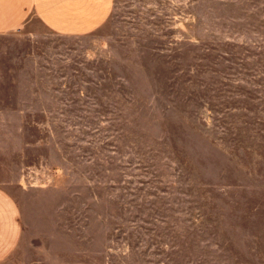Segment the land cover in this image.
I'll list each match as a JSON object with an SVG mask.
<instances>
[{"label": "rangeland", "instance_id": "rangeland-1", "mask_svg": "<svg viewBox=\"0 0 264 264\" xmlns=\"http://www.w3.org/2000/svg\"><path fill=\"white\" fill-rule=\"evenodd\" d=\"M0 187L8 264H264V0L0 34Z\"/></svg>", "mask_w": 264, "mask_h": 264}, {"label": "crops", "instance_id": "crops-1", "mask_svg": "<svg viewBox=\"0 0 264 264\" xmlns=\"http://www.w3.org/2000/svg\"><path fill=\"white\" fill-rule=\"evenodd\" d=\"M113 0H0V34L20 28L31 18L50 31L82 36L97 30L107 20ZM23 237L17 203L0 187V264L13 255L22 257Z\"/></svg>", "mask_w": 264, "mask_h": 264}]
</instances>
